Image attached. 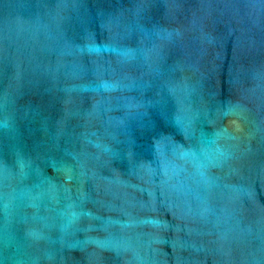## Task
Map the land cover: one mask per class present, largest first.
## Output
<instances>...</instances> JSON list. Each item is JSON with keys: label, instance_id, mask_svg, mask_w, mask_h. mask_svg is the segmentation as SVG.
Segmentation results:
<instances>
[{"label": "water", "instance_id": "water-1", "mask_svg": "<svg viewBox=\"0 0 264 264\" xmlns=\"http://www.w3.org/2000/svg\"><path fill=\"white\" fill-rule=\"evenodd\" d=\"M0 264H264V0H0Z\"/></svg>", "mask_w": 264, "mask_h": 264}]
</instances>
